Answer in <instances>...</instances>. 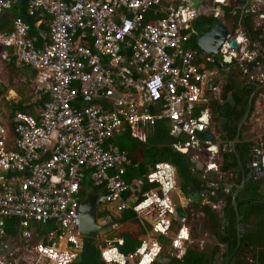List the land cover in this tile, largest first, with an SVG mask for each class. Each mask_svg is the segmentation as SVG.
I'll return each instance as SVG.
<instances>
[{
	"label": "built area",
	"instance_id": "obj_1",
	"mask_svg": "<svg viewBox=\"0 0 264 264\" xmlns=\"http://www.w3.org/2000/svg\"><path fill=\"white\" fill-rule=\"evenodd\" d=\"M250 1L210 0L194 10L193 0H26L34 24L15 18L9 30L0 31V62L36 73L29 105L44 95L48 100L34 115L17 112L9 118L8 112L0 122V239L10 247L0 264H74L83 250L78 209L86 178L101 188L97 219L104 231L131 225L116 220L126 212L143 230L130 255L118 250L122 238L105 239L100 250L105 264H164L193 249L198 213L185 215L191 203L180 191L176 169L158 163L142 181L128 182L127 170L137 165L113 140L128 133L145 144L155 125L165 123L173 148L185 152L190 165L203 154L210 160L204 175L216 171L223 178L212 162L222 145L214 144L209 108L222 87L213 85L230 72L222 69V57L247 85L264 83L258 60L263 58L250 50L255 45L243 29L246 19H254L264 39V9L249 7ZM254 1L264 7V0ZM19 3L0 0V17ZM224 9L232 10L231 17ZM151 13L162 18L147 23ZM199 17L222 21L228 29L221 70L212 56L191 48ZM206 133L212 141L201 138ZM260 150L254 152L263 159L264 174ZM212 203L204 199L201 205L220 210ZM12 220L15 235H6V221Z\"/></svg>",
	"mask_w": 264,
	"mask_h": 264
},
{
	"label": "trees",
	"instance_id": "obj_2",
	"mask_svg": "<svg viewBox=\"0 0 264 264\" xmlns=\"http://www.w3.org/2000/svg\"><path fill=\"white\" fill-rule=\"evenodd\" d=\"M25 5L26 0H20V3L18 5L12 7L7 11V13L3 14L0 17V31L9 30L12 21L15 18H21L22 20H24V22L30 24L31 26L34 24V20L26 15ZM224 11L228 13V10L224 9ZM161 18L162 15L158 14L157 16H154L153 13H151L147 16L146 22L152 23L155 20ZM246 21L248 23L249 19H246L245 22ZM216 22L217 21L212 17L197 18V20L193 23V28L197 31L198 34L197 37H200L207 33L209 31V28H211ZM247 23H244L243 26H247V29L250 30ZM42 28L44 31L49 30L47 26H43ZM32 34L36 33L32 31L31 35ZM197 37H190V45L193 52L199 55L201 54V51L198 49L197 44L195 43ZM253 37L254 36H251V40L253 39ZM262 62H264V60ZM6 66L11 70V72H15L20 69L16 68L13 63L6 64ZM253 66H255V64ZM230 71H232V69H230ZM35 76L36 73L33 72L32 77ZM7 87L12 86L10 84ZM5 90L6 87L0 90V98L3 97V92ZM253 90V87H251L250 85H241V83L239 84L237 80H230L229 83L222 88V97L225 100L224 97L227 94H232L234 106L232 107L231 105L227 104L222 108H218L217 104L215 103L211 105V107L214 108V111H218L219 109L221 110L219 116L222 119H227V123L223 128L227 133L228 141H233L236 138L238 124L242 121L245 115L246 106L251 94L253 93ZM29 99L32 100V98ZM3 100L5 101V99ZM47 100L48 96L44 95L41 96L35 102V104L29 105V100L25 101L21 98L19 102L14 103L10 107L8 116L10 118L17 112L29 113L31 115H34V108L40 107ZM159 123L160 124L157 123L155 125L151 135L147 138L145 144L138 140L132 139L128 133L116 137V140H113L114 144L120 150L125 151L132 162L137 165V168H129L127 170L125 180L128 182H131L133 180L142 181L144 176H146L152 170L155 164L168 163L176 168L179 188L184 196H187L188 194L200 193L202 191V188L198 187L197 185L200 182L192 172L191 165L188 161L187 156L177 152L173 148L175 140L171 139L168 136V128L166 124L162 122ZM254 145L256 144L243 143L234 145L233 151L240 158L239 163L241 164V170L238 169V159L236 158V155L230 149L221 148V150L219 151L221 170L223 172L233 171L236 174V179L233 180V192L240 185L241 179L249 173V170L246 168L248 159L247 157L251 154V148ZM256 147H258V145ZM260 185V181L250 180L246 183L242 191L237 195L235 199L238 215L241 218L239 224L246 226V232L244 234L237 232L238 224L236 223V212L232 206L231 196H227L226 198H224L225 204L223 209V219H220L218 215L211 210L210 207L201 205V202L198 203V205H195L193 208L191 207L185 210V215L188 217V219L192 214H195L197 212L202 215V224L204 226V228H202L203 231L208 234L217 233L218 238H220L221 244L228 245V254L235 253L236 257L241 256L242 258L244 256H249V258L251 257L250 262L246 261L242 262V264H264V195L259 191ZM146 188L147 187L144 188V191H147L148 188ZM89 191H93L96 195H98L101 192V188H93L91 182L88 180V178H86L81 184V198L84 199ZM216 195L220 196L218 192H216ZM215 202H218V200L215 199ZM116 220L119 224L129 222L134 226V230L123 232L120 235V238L123 239L124 243L122 247L118 248L121 254H133L140 246L139 237L142 235L143 230L139 226L138 221L134 218V215L130 212L123 213L120 218H117ZM223 220L226 221V225L222 230L221 226ZM15 223V220H12L11 222L6 221V235H15L16 231L15 229H13V225ZM101 248L102 247L97 245L96 240L84 239L83 252L81 254L82 261L77 264H105L100 257ZM219 252V247H216L211 253L208 248L203 251L193 248L188 250L181 259L171 258L164 264H211L213 257Z\"/></svg>",
	"mask_w": 264,
	"mask_h": 264
},
{
	"label": "water",
	"instance_id": "obj_3",
	"mask_svg": "<svg viewBox=\"0 0 264 264\" xmlns=\"http://www.w3.org/2000/svg\"><path fill=\"white\" fill-rule=\"evenodd\" d=\"M210 0H193V3H191V8L196 10L202 3H209ZM229 35L227 27L223 24L222 21L216 22L211 28H209V31L205 33L204 35L200 36V38L197 40V47L198 49L206 54L207 56H212L215 60L213 62V66L216 67L217 70H221L222 65L219 64V61L216 59H219V53L226 42V38ZM229 47L232 50H236V43L234 40H231L229 42ZM222 64L223 65H230L231 61L226 58L222 57ZM216 86V83L213 85ZM229 104L234 105V101L229 97ZM251 103L249 102L246 108L245 115L243 117V121L239 123L238 128L242 126L243 122L246 120L249 110H250ZM226 122V119H223L222 124ZM224 136L225 133H223V129L221 128L220 131ZM206 140L212 141L213 136H211L209 133H206ZM233 147V146H232ZM185 154V152H183ZM255 157L250 159L249 162L251 165V171L242 178V181L238 188L234 191L232 196V206L236 212V222L238 224V233H240L242 227H240L239 222L241 221V218L238 215L237 211V204H236V197L237 195L242 191L244 188V185L247 181L254 179L263 178V168H262V158L258 156L257 153L254 154ZM198 162L192 163V167L196 169V171H200L201 168L197 167L196 164ZM200 164V163H198ZM215 176H217L216 172H210L209 175L206 177V179L201 180L200 183L204 181L213 182ZM228 193L232 192V187H227ZM202 193L197 194H188L186 197L191 203V207L193 208L197 203H199ZM97 199L98 195H96L93 191L88 193L81 204L79 205V234L84 239L88 240H96L99 233L104 231L106 229L105 226L99 225L98 219H97ZM223 226L226 225V221L223 220ZM10 251V247L5 245L4 242H0V256H2L5 253H8ZM78 256L76 260L74 261V264L80 263L82 261L81 254L83 250H78Z\"/></svg>",
	"mask_w": 264,
	"mask_h": 264
},
{
	"label": "crops",
	"instance_id": "obj_4",
	"mask_svg": "<svg viewBox=\"0 0 264 264\" xmlns=\"http://www.w3.org/2000/svg\"><path fill=\"white\" fill-rule=\"evenodd\" d=\"M248 4H249V7L250 6H252V7H259L260 9H261V11H263V9H264V7H261V5H258L254 0H251L250 2H248ZM237 6H239V5H237V4H233L232 3V7L235 9ZM263 8V9H262ZM230 11H232L231 9H230ZM7 13V12H6ZM249 17H251V16H249ZM246 23H247V21H246ZM245 23V24H246ZM253 23H254V19H250L249 21H248V28H250V30L249 29H247V26H243V29H244V31H245V34L247 35V37L249 38V40H250V42H251V44H254L255 45V47L254 48H251L250 50H253V51H256L258 54H260L261 56H262V58L263 59H261V57H259L258 58V60L259 61H261V63L264 65V62H262L263 60H264V39H259V35H260V32L258 31V30H256V27L253 25ZM1 31H3V30H1ZM251 36H254L253 37V39L251 40ZM200 38V37H199ZM198 38V39H199ZM250 52V51H249ZM199 55H202V53L201 54H199ZM225 66H226V64H225ZM229 67H230V65H228ZM16 67V66H15ZM208 67V66H207ZM224 67V66H223ZM232 67V66H231ZM16 68H21V67H16ZM213 67L212 66H209V69H212ZM216 68V67H215ZM9 70L8 68H7V66H6V63H3V62H0V74H2L3 73V71L4 70ZM223 69V68H222ZM229 69H233V67L232 68H229ZM224 70V69H223ZM30 72H31V70H30ZM222 72V71H221ZM32 73L33 72H31V74L30 75H27V76H25V77H21V79L20 80H17V81H20V82H23V83H26L25 81H28V83L30 82V87H33V83H34V80H35V77H32ZM223 74H227L228 76H226V75H223ZM230 74H232V75H230ZM224 76V77H223ZM231 76H232V79H231ZM218 80H220V81H218ZM217 80V83H216V85H218V86H222L221 87V90H220V95H218V96H216V101H213V103H215V104H217V106H218V108H222L224 105H227V104H229V97L233 100V98H232V94H227L224 98H225V100L223 99V93H222V88L226 85V84H228L229 83V81L230 80H237L238 82H239V84L241 83V85H247L246 83V81H244L243 79H242V77L240 76V74H239V72L238 71H236V72H232V71H230L229 72V74L228 73H222V76H221V79L219 78ZM222 81V82H221ZM9 85V83H7V84H5L4 83V85H3V87L2 86H0V90H2V89H4L5 87H6V90L3 92V97H1V98H4L5 100H7L9 103V105H6V107H7V109L8 110H10V107L14 104V103H17V102H19L20 101V97H19V95L17 94V91H15V89L13 88V87H7ZM251 87H253V93L251 94V96H250V98H249V100H248V103L250 102L251 103V105H250V110H249V114H248V116H247V118H246V122L244 121L243 122V124H242V126L240 127V129L239 128H237V135H236V138L233 140V141H228L227 140V133L224 131V129H223V127H224V125L227 123V119H226V122L225 123H223L222 124V121H223V119L219 116L220 115V109L218 110V111H214V108L213 107H211V105L213 104V103H210V111H211V113L213 114L212 116H213V119H212V132H213V135L215 136V137H217V140L219 139V141L217 142H215L214 144L216 145H222V149H230L235 155H236V158L238 159V169L239 170H241L242 168H241V164L239 163V160H240V158H239V156L233 151V149H231L230 148V146L232 147L233 145H237V144H243V143H253V144H256V145H262V143H263V145H264V140H263V136L261 135L260 136V140H259V137H256V139L254 140V141H252V140H249V141H243V134H244V131L246 130L247 131V134L249 135V134H252V133H254L255 134V129H257V132L259 131V129H263L262 128V124H263V118H261L260 117V119H259V117L257 118V120H256V123H258V126H256V125H253L251 128H249V127H247L246 125H247V122L250 120V114L252 113V111L254 110V108H255V112H256V108L258 109V113H261L263 110H264V83L263 84H259L257 87L256 86H253V85H250ZM11 94H13V95H11ZM219 97V98H218ZM262 102L263 103V105H261V103L260 102ZM12 102V103H11ZM257 102V103H256ZM248 103H247V105H248ZM230 105V104H229ZM232 107L234 106V105H231ZM246 108H247V106H246ZM256 115H257V113H256ZM264 116V115H263ZM243 121V120H242ZM241 121V122H242ZM240 123V122H239ZM248 123H250V122H248ZM239 125V124H238ZM243 127H244V130H243ZM247 127V128H246ZM223 129V133H225V136L221 133V132H219L220 131V129ZM210 134V133H209ZM206 135V134H205ZM205 135H203V136H201V138H203V139H205L206 138V136ZM256 135H258L259 136V133H257ZM219 137V138H218ZM262 137V138H261ZM262 139V140H261ZM206 140V139H205ZM260 143H258V142ZM249 157V156H248ZM247 157V158H248ZM249 161V160H248ZM251 164V163H250ZM249 169H251V166H249L248 167ZM231 173L233 174V175H236L235 174V172H233V171H231ZM264 191V190H263ZM196 248V247H195ZM197 249V248H196Z\"/></svg>",
	"mask_w": 264,
	"mask_h": 264
},
{
	"label": "rangeland",
	"instance_id": "obj_5",
	"mask_svg": "<svg viewBox=\"0 0 264 264\" xmlns=\"http://www.w3.org/2000/svg\"><path fill=\"white\" fill-rule=\"evenodd\" d=\"M203 10H205V6H202L200 7L199 9V12H202ZM228 10V13L227 16L228 17H231L230 15V10L229 9H226ZM217 61H220V59H216ZM226 68H232V67H229V66H224L223 69H226ZM32 72V71H31ZM30 70L29 69H26V68H20L18 71H12L9 69V70H4L2 74H0V86L3 87L4 83L7 84L9 83V85L11 84V86L15 89V91H17V94L19 95L20 98H22L23 100H31L29 98H32L33 99V90L31 89L30 87V82L28 83V81H25L26 83H23V82H20V81H17V80H20L21 77H25L27 75H30L31 74ZM19 74V75H18ZM223 75H226L228 76L227 74H223ZM13 95V94H11ZM4 98L0 99V122H2L4 120V117L5 115L9 112V110L7 109L6 105H9L7 102H5L3 100ZM260 102V101H259ZM12 103V102H11ZM257 103V102H256ZM261 105H263L262 102H260ZM257 113V115H256ZM264 110L261 112V113H258V109L256 108V112H255V108L254 110L252 111V113L250 114V120L247 122V127L251 128L253 125H256L258 126V123H256V120L257 118L260 117L263 118V126L262 128L263 129H259V131L257 132V129H255V134L252 133V134H247V131L245 130L244 131V134H243V141H249V140H252L254 141L256 139V137H259V140H260V136L262 135L264 137ZM246 127V128H247ZM257 133H259V136L256 135ZM262 138V137H261ZM219 140V139H218ZM217 140V142H218ZM262 140V139H261ZM258 142V141H257ZM259 143V142H258ZM260 144V143H259ZM257 145H254L251 149L254 151L255 149H262L260 150L261 153H264V145L262 143V145H258V147H256ZM179 184V182H178ZM91 191H89L88 193H90ZM174 198L176 199L177 198V195H174ZM181 201H183V199L181 198ZM179 203V201H178ZM213 205V203H212ZM198 214V217L194 220V223H193V235L195 236V243L192 244V247L195 248V247H199L200 249L203 248L204 250L207 249L206 245H209V244H212V245H215L214 243V240H213V236L204 232L202 228H204L203 224H202V216H200L199 212H197ZM134 230V226L133 225H126V226H122L120 227L116 232L114 231H109V230H106L104 232H102L101 234L98 235V237L96 238V243L98 246L100 247H103L104 246V240H113L114 238H119L120 235L123 233V232H129V231H132ZM105 235H109L107 237H103ZM204 242V246L201 244V242ZM198 248V250H200ZM220 249V248H219ZM221 253H222V250L223 248L221 247ZM202 251V250H200Z\"/></svg>",
	"mask_w": 264,
	"mask_h": 264
},
{
	"label": "flooded vegetation",
	"instance_id": "obj_6",
	"mask_svg": "<svg viewBox=\"0 0 264 264\" xmlns=\"http://www.w3.org/2000/svg\"><path fill=\"white\" fill-rule=\"evenodd\" d=\"M202 152L204 154L206 153L205 150H203ZM252 153H254L253 150H252L251 154ZM251 154L249 155V157L247 159V164H246V168L249 170V172L251 171V169H249L248 167L251 166L252 164H250V162L248 160L251 159ZM209 162H210V160L208 161V160L204 159L203 154H202V156H200L199 162H198L200 164H198V163L196 164V166L197 167H200L201 170L200 171H196L195 168L191 169L192 172L194 173L195 177L199 180V182H201V180H203L205 176H208V173H207V175H204L203 171H206V168H207ZM212 162L216 163L219 166L221 164V162H220L219 159L213 160ZM191 168H192V165H191ZM219 171H221V174H224L223 178H220L219 179V176L217 175V176H215L213 182L204 181V184L202 182V183H198L197 185H198V187L202 188V191L200 192V193H202V195H201V200L199 201V203L202 202L204 199H207L210 202H213V201H215V199H217L218 200L217 203L219 204L220 210L218 211V213L216 212V214L218 215V217L220 219H223L224 216H223V210L222 209H224V204H225L224 198H226L227 196H229V197L231 196V198H232L233 193H234L233 190H232V192L228 193L227 187L229 186V187H232V189H233V180L236 179V175H233L231 173V171H227V172L225 171V172H223L221 170V167H220V170ZM260 179L261 180H264V177L263 178H259V179L252 178L251 180H253V181H260L261 185H260L259 191L262 192V194L264 195V191H263L264 190V181H261ZM241 181H242V179H241ZM249 181H247V182H249ZM246 183H245V185H246ZM218 184L220 185V187H218L219 186ZM216 192H218L220 194V196H217L216 195V198L215 197L214 198L209 197L210 196L209 195L210 193H216ZM263 218H264V215H263ZM240 227L243 228V229H241L240 233L241 234H244L246 232V226L240 225ZM224 228H225V224H224V226L222 224L221 229L223 230ZM237 231H238V227H237ZM210 235L213 236V240H214V243H215V245H212V244L206 245V247L210 250V253L213 252L216 247H219L220 249H221V247L223 248L222 253H221V250H220V252L213 257V259L211 261V264H242V262H246V261L247 262H250L251 261L250 260L251 257L249 258V256H244L243 258L240 256L241 257L240 258L239 256L236 257L235 253L228 254V245L227 244H221L220 238H218L217 233H211ZM0 242H3V240L0 239ZM203 245H204V243H203ZM6 254L7 253L3 254L2 256H0V258L1 257H4ZM5 259L6 258L4 257L3 260H5ZM237 260H239V261H237ZM4 264H12V263H10L8 261H5Z\"/></svg>",
	"mask_w": 264,
	"mask_h": 264
},
{
	"label": "clouds",
	"instance_id": "obj_7",
	"mask_svg": "<svg viewBox=\"0 0 264 264\" xmlns=\"http://www.w3.org/2000/svg\"><path fill=\"white\" fill-rule=\"evenodd\" d=\"M217 22H218V21H217ZM221 148H222V147H221ZM230 148H231V149H234V145H233V147L230 146ZM220 150H221V149H220ZM255 150H260V149H255ZM255 150H254V151H255ZM253 154H255V152L251 154V159L253 158ZM259 157H261V156H259ZM261 158H262V157H261ZM218 159H219V158H218ZM262 168H263V159H262ZM210 172H216V171H210ZM210 172H209V173H210ZM220 172H221V171H220ZM209 173H208V175H209ZM216 174H217V173H216ZM206 177H207V176H206ZM206 177H205V179H206ZM200 200H201V198H200ZM213 203H217V202L213 201ZM208 207H209V206H208ZM211 210H212V209H211ZM212 211H214L215 213H216V212L218 213L219 210H212Z\"/></svg>",
	"mask_w": 264,
	"mask_h": 264
},
{
	"label": "bare ground",
	"instance_id": "obj_8",
	"mask_svg": "<svg viewBox=\"0 0 264 264\" xmlns=\"http://www.w3.org/2000/svg\"><path fill=\"white\" fill-rule=\"evenodd\" d=\"M246 23V22H245ZM196 43V42H195ZM224 77V76H223ZM221 79V78H220ZM218 81H220V80H218ZM222 82V81H221ZM263 84V83H262ZM233 97V96H232ZM219 98V97H218ZM210 108V107H209ZM213 122V121H212ZM246 122V121H245ZM158 124H160V123H158ZM162 124V123H161ZM224 129V128H223ZM204 137V136H203ZM219 138V137H218ZM116 140V139H115ZM219 141V140H218ZM220 167V166H219ZM176 169V168H175ZM201 173V172H200ZM204 176V175H203ZM227 176V175H226ZM220 179V178H219ZM232 179V178H231ZM261 180V179H260ZM261 181H264V180H261ZM218 183V182H217ZM221 183V182H220ZM203 184H204V182H203ZM213 184V183H212ZM229 184V183H228ZM201 185V184H200ZM219 185V184H218ZM223 186V185H222ZM218 187H220V185L218 186ZM147 189V188H146ZM211 191V190H210ZM213 191V190H212ZM81 194V193H80ZM220 195V194H219ZM210 197V196H209ZM198 205V204H197ZM201 206V205H200ZM198 208V207H197ZM188 209V208H187ZM186 209V210H187ZM223 210V209H222ZM190 213V212H189ZM220 214V213H219Z\"/></svg>",
	"mask_w": 264,
	"mask_h": 264
}]
</instances>
